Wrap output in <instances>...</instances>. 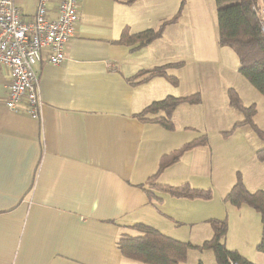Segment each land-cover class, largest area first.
I'll return each mask as SVG.
<instances>
[{
  "label": "crops",
  "instance_id": "crops-1",
  "mask_svg": "<svg viewBox=\"0 0 264 264\" xmlns=\"http://www.w3.org/2000/svg\"><path fill=\"white\" fill-rule=\"evenodd\" d=\"M12 1L23 20L31 21L38 0ZM192 2L186 1L181 23L169 25L161 38L132 52L112 42L124 27L137 33L153 22L159 24L167 18L164 11L175 12L174 1L171 5L168 0H138L126 5L78 0L75 36L65 46L64 62L42 61L38 66V118L6 108L10 74L0 66V264H127L116 242L121 234H133L129 227L135 224L197 245V233L181 239L182 223L209 227L210 219L231 214L239 223L244 218L247 212L240 209L245 206L235 208L224 201L233 182H224L219 174L215 182L212 166L219 170L222 157L218 153L214 159L210 145L185 153L157 182L206 189L210 187L196 184L192 176H208L211 186L219 187L221 204L165 194L151 200L143 190L162 155L196 138L191 129H196L195 111L202 102L180 104L172 115V131L142 122L135 114L165 94L198 93L202 99L204 91L192 89L188 82L186 88L180 83L161 94L163 87L154 86L158 89L151 92L129 84L127 78L183 58L169 53L164 37L181 36L186 25L191 33L196 30L194 15L188 14ZM55 6L56 0L48 4L50 18L56 17ZM207 226L202 228L205 235ZM226 249L243 256L236 247Z\"/></svg>",
  "mask_w": 264,
  "mask_h": 264
},
{
  "label": "trees",
  "instance_id": "trees-1",
  "mask_svg": "<svg viewBox=\"0 0 264 264\" xmlns=\"http://www.w3.org/2000/svg\"><path fill=\"white\" fill-rule=\"evenodd\" d=\"M126 5H132L138 0H115ZM216 12L217 44L219 47L231 49L238 58V73L264 98V34L260 30L257 14L253 11L261 8V0H214ZM184 2L169 20L163 21L157 28H150L137 33H131L128 27H124L117 40L112 43L129 48L134 52L149 46L155 40L162 37L169 25L175 24L182 12ZM182 62L166 63L154 66L150 69L137 71L127 78L131 85H140L155 77L164 78L168 83L177 86L179 81L176 77L168 74V71L180 67ZM228 104L243 114V120L235 123L234 128L240 125H249L257 137L264 142V132L254 123L256 115L255 107H245L234 89L227 91ZM182 103L198 105L201 97L198 93L186 97L166 96L159 101H153L135 117L142 122L159 124L167 131H172L174 125L172 115L175 109ZM232 131V130H231ZM230 131V132H231ZM230 132H224L226 136ZM208 146L205 135L197 137L179 148L162 155L158 160L157 171L150 176L147 187L143 190L147 196L157 199L156 194H165L172 198L208 201L212 198L211 189H197L188 183L177 186L163 185L157 182L159 176L169 167L179 162L181 157L194 149ZM256 159L264 161V147L255 154ZM224 201L229 205L240 208L249 206L260 216L261 236L256 249L264 255V191L249 192L237 174L235 184L225 195ZM213 235L211 239L204 241L200 246L173 239L157 229L144 225L135 224L129 229L133 234H121L116 242V247L127 264H182L186 261L190 249H211L217 264H229L234 261L239 264H252L235 250H228L221 243L226 235L227 222L225 219L208 220ZM198 264H202L199 262Z\"/></svg>",
  "mask_w": 264,
  "mask_h": 264
},
{
  "label": "rangeland",
  "instance_id": "rangeland-1",
  "mask_svg": "<svg viewBox=\"0 0 264 264\" xmlns=\"http://www.w3.org/2000/svg\"><path fill=\"white\" fill-rule=\"evenodd\" d=\"M168 1H170L171 5H173L171 2L174 1V9L176 10L175 12H172L171 9L170 11H164V15H166L165 17L167 18L160 23L171 19L173 15L177 13L183 1L184 6L177 21L181 23L187 0ZM192 5L193 8L189 7L188 14L194 15L195 24L198 26H196V30L191 33L189 25H186V29L182 30L185 36H183V33L181 36L176 34L170 35V33H168L167 37H164L166 45L169 47V53L173 52L174 55H179L180 53V55L183 56L180 61H176L182 62V65L168 71L169 75L178 79V85L173 86L161 77H155L140 85L149 88L151 92L152 90L163 87L161 94L165 89L177 88L180 83L183 88H186L185 85H187L188 82H190L189 85H191L190 87L192 89L202 87L204 91L203 98L201 99L202 107H199L200 109H196L195 111V118L197 121H195L193 127L196 129H191V134L193 136L196 135L195 137L197 138L199 137L197 133L205 134L206 131L208 134V145H210L214 159L217 160L218 157H216V155L220 153V157H222V162L219 166L220 169L216 171L215 167L212 166L215 170H213L215 182H217L216 177L217 174H219L224 178V182L230 179V182H233V186L236 182L237 174H239L247 191L251 193L255 191H264V161H258L255 156L256 152L264 147V142L257 137L249 125H240L234 128L235 123L243 120V114L238 109L229 106L227 91L229 89H234L245 107L252 105L255 107L256 115L253 121L263 132L264 98L238 73L239 63L236 54L227 47L218 46L214 0H194ZM160 23L154 24L153 22L152 25L154 26L151 28H157ZM179 36L182 38V41H184L182 44L178 42ZM154 86L159 87L157 88ZM208 87L210 88L209 91H207ZM166 96L169 95L165 94L163 98ZM220 129H223V131ZM224 132L230 133L224 136ZM202 174H206V171L203 170ZM192 177V181L196 184L210 187L206 189H211L212 187V198L210 199L212 200V204H215V206L216 204H221L222 195L218 192V186H215L214 183L213 186H211L212 179H209L208 176L206 178L203 175L199 176V174ZM242 208L245 209L240 210H245L247 213L239 223L233 221L231 214L225 218L227 222V232L226 236H224L225 238L223 237L221 239V243L225 245L226 248L236 247L239 249L240 253L252 264H264V255L256 249L261 236L260 216L249 206ZM229 217H231V224L229 222ZM219 220H221V218ZM206 226V223L199 224V222L195 224V226L182 223L179 229L181 232V239L194 237V233H197L195 237H197L198 241L197 245L192 244L189 240L182 242L200 246L204 241L211 239L213 235L211 226H207L209 228V233L206 235L202 229ZM185 262L189 264H198L199 262L202 264H217L211 249L198 250L196 248L188 251Z\"/></svg>",
  "mask_w": 264,
  "mask_h": 264
},
{
  "label": "built area",
  "instance_id": "built-area-1",
  "mask_svg": "<svg viewBox=\"0 0 264 264\" xmlns=\"http://www.w3.org/2000/svg\"><path fill=\"white\" fill-rule=\"evenodd\" d=\"M38 0L31 21H24L12 0H0V66L9 70L6 108L39 117L38 66L64 62V49L75 36L78 0H56V17H49L48 4ZM260 30L264 34V0L256 10ZM229 264H239L229 261Z\"/></svg>",
  "mask_w": 264,
  "mask_h": 264
}]
</instances>
